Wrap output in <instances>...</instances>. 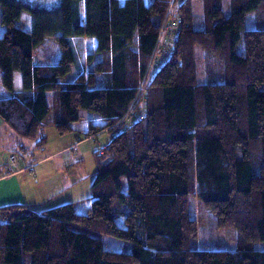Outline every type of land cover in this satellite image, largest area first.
Instances as JSON below:
<instances>
[{
	"label": "trees",
	"instance_id": "trees-1",
	"mask_svg": "<svg viewBox=\"0 0 264 264\" xmlns=\"http://www.w3.org/2000/svg\"><path fill=\"white\" fill-rule=\"evenodd\" d=\"M201 1L200 27L192 0L179 4L173 52L158 68L170 0H0L6 125L43 145L44 127L68 135L87 110L100 121L86 137L114 132L95 152L90 196L43 212L0 206V264H264L254 249L264 242V0ZM23 13L29 29L17 24ZM85 37L95 42L89 67L65 81L72 42ZM50 38L60 59L37 63ZM195 46L222 62L220 79L196 82ZM210 226L234 229L236 247H196ZM105 235L123 248L104 247Z\"/></svg>",
	"mask_w": 264,
	"mask_h": 264
},
{
	"label": "rangeland",
	"instance_id": "rangeland-1",
	"mask_svg": "<svg viewBox=\"0 0 264 264\" xmlns=\"http://www.w3.org/2000/svg\"><path fill=\"white\" fill-rule=\"evenodd\" d=\"M48 1V0H45ZM192 14L195 16V25L197 27L201 26L202 18H203V4L201 0H192ZM168 9V8H167ZM167 12V11H166ZM31 17L23 13L21 16V19L18 21V25L21 27H24L26 29H29L31 26ZM173 30L179 31L180 27L178 24V27L172 28ZM4 30V27L0 25V33ZM159 39V40H158ZM158 46L157 49L160 52V55H156V61L158 63V68L161 66L162 63L168 58H166V54L168 52L169 45L168 41H165L163 38L158 37ZM74 52L76 54V60L72 65L71 71L64 77L65 81H71L76 75H78L83 69L87 70L89 67L87 63V56L89 54H92L94 52L95 42L92 38H82V39H74L72 42ZM174 48V46H173ZM61 45L60 42L56 38H50L45 46L40 47L38 50L35 51L34 57L35 61L37 63L41 64H54L58 62V60L61 57ZM194 60H195V76H196V82L197 83H205L210 79H220V76H222V62L218 59L214 60L213 58L207 56V54L198 46L194 47ZM95 62V61H94ZM156 63V64H157ZM152 64V63H151ZM93 66V64L91 65ZM156 66V65H155ZM87 73V71H84ZM154 70L148 73V77L145 76V79L151 77ZM98 80L97 84H101L102 77H96ZM143 81L141 82L140 90L143 92L146 89V86H143ZM21 91L22 90V79H21V73L18 71H15L13 74V90L15 91ZM11 94L4 86L0 89V96H6ZM88 114L89 112L87 110L81 111V116L79 121L75 122L78 125V129H82V125L84 123L87 124L88 121ZM98 118V119H97ZM92 118L94 122L100 121V118ZM74 123V124H75ZM114 133V132H112ZM45 134L47 137V145L41 146L38 148H35L34 145H31L30 147L24 149V148H18L15 149L16 151V160L24 159L26 162H30L33 159L39 157L40 155L51 151L58 145V141L53 139V134H57L55 131V128L52 125L47 126L45 128ZM108 137V134L102 135L100 137L95 138L94 140H91L90 142L85 143L84 145H81L78 148L76 157H80V162L75 164L77 165V168H79L82 173L86 171V173H89L90 171H94L95 169V161L93 159V153L94 151L100 149L101 147H105L106 139ZM59 138V137H58ZM66 138V137H64ZM32 144V143H31ZM101 148V149H102ZM10 157V156H9ZM59 160V158H55L48 163H45L44 165L37 166L32 170H28L27 174H29L31 171L37 172L40 174L38 176V179H40L41 182H54L57 180V178H62V170H57L52 168L54 163H56ZM51 164V165H50ZM81 167V168H80ZM41 171V173H39ZM37 178V177H36ZM94 179V178H93ZM92 179V181H93ZM33 180H36L33 178ZM92 183V182H91ZM81 184V185H80ZM78 186L79 188L73 189L72 192L78 193L83 192L82 186L83 181ZM34 194V197L30 195L28 197V207L34 208L36 211H45L47 208V202L46 198H42L41 196H44L43 189L41 191H37ZM81 196H77L74 198H71L67 202L75 201L80 198L88 197L91 195V192H84V194H80ZM32 196V198H30ZM61 196V195H59ZM58 196H55L53 199L54 201L57 200ZM62 202V203H67ZM195 210L196 208L192 205L191 207V217L195 216ZM233 231V232H232ZM235 230L234 229H223V228H215V227H199L197 231V239L195 242L196 247L203 248V249H234L236 247V241H235ZM124 242L110 237V236H104L103 237V246L106 248H111L114 250H121L123 248ZM254 249L256 250H264V242H258L255 244Z\"/></svg>",
	"mask_w": 264,
	"mask_h": 264
},
{
	"label": "crops",
	"instance_id": "crops-1",
	"mask_svg": "<svg viewBox=\"0 0 264 264\" xmlns=\"http://www.w3.org/2000/svg\"><path fill=\"white\" fill-rule=\"evenodd\" d=\"M157 55L159 56L160 54ZM2 87L3 86L0 81V89ZM15 92L20 91H17V89H15ZM92 118H97V116L89 113L87 124L84 123L82 125V129H78L77 123L73 124L74 131L68 135L61 136L57 132V134H53V139L58 141L59 143L51 151L40 155L30 162H26L21 158L19 160L17 158L15 162H10L9 156L11 154L17 155L15 149H26L31 145H34L35 148H38L43 146L45 143L46 144L44 146H46L47 137L45 134V128H47V126L44 127L42 131V135L44 138H46V141L43 145H38L34 140L22 139L17 136L0 117V206L22 204L28 207V197L30 195L34 197V194L31 193L41 191V189H43L44 193V196L41 197L48 200V209L63 204L62 202H67L71 198H77V196H81L80 194H84V192H91V182L97 170L95 152L100 151L102 147L94 151L93 159L96 165L95 169H93L94 171H90L89 173H86V171L82 173V171L77 168V165L75 164L80 162V157H76L77 152L73 151H78V148L81 145H84L85 143L90 142L97 137L108 134L105 143L106 146L114 135V133L112 134V132L108 130H103L93 136L86 137L84 133L88 127L89 121ZM55 158H59V160L54 163L53 166H51V169L54 168L57 170H62V178H57L56 181L49 183L41 182L40 179H38V176H40V174L35 172V170L27 174L28 170H32L37 166L44 165L45 163H48ZM39 173H41V171H39ZM33 178L36 180H33ZM82 181L83 184L82 186H80V188H82L83 192H72L73 189L79 188L78 185ZM32 196L30 198H32ZM55 196H58V198L54 201L53 198ZM31 210L35 212H43L36 211V209L34 208H32Z\"/></svg>",
	"mask_w": 264,
	"mask_h": 264
},
{
	"label": "built area",
	"instance_id": "built-area-1",
	"mask_svg": "<svg viewBox=\"0 0 264 264\" xmlns=\"http://www.w3.org/2000/svg\"><path fill=\"white\" fill-rule=\"evenodd\" d=\"M186 0H170L168 9L166 12V16L163 20L162 26L159 31V38H163L165 41H168L169 50L167 52V56H169L173 52V37L178 32L177 30H173L172 28H177L180 20V9L179 4ZM159 40V39H158ZM158 46V41H157ZM160 53V52H159ZM16 155L11 154L9 157L10 162L16 161Z\"/></svg>",
	"mask_w": 264,
	"mask_h": 264
}]
</instances>
